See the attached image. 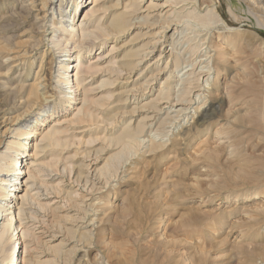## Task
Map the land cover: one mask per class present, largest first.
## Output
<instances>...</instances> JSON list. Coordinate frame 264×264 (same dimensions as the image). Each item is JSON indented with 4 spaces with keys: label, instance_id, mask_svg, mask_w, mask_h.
I'll use <instances>...</instances> for the list:
<instances>
[{
    "label": "rangeland",
    "instance_id": "rangeland-1",
    "mask_svg": "<svg viewBox=\"0 0 264 264\" xmlns=\"http://www.w3.org/2000/svg\"><path fill=\"white\" fill-rule=\"evenodd\" d=\"M45 2L0 0V166L23 171L6 204L21 219L13 264H264V0H98L119 5L91 18L93 0L72 18L76 0ZM212 8L224 23L199 21ZM124 12L133 26L102 47ZM70 20L72 50L97 45L80 81L70 60L68 104L50 37ZM38 72L55 97L14 153L38 116L24 88Z\"/></svg>",
    "mask_w": 264,
    "mask_h": 264
},
{
    "label": "bare ground",
    "instance_id": "bare-ground-1",
    "mask_svg": "<svg viewBox=\"0 0 264 264\" xmlns=\"http://www.w3.org/2000/svg\"><path fill=\"white\" fill-rule=\"evenodd\" d=\"M60 1H61V3L59 5V10H62V8H63L62 2L65 1V0H59V2ZM76 1L77 2H75L74 9L70 12V15H71L70 18H72V13L74 11L76 12L79 9V6H80L81 2H79V0H76ZM97 1L98 0H93V4H91V5H94V6L90 10L91 12L86 13V16L88 18H91V17L95 16L97 13H100L102 11L107 12V11H109L111 9H114L115 6L119 5V2H117V4L108 5V6L99 5V4H97ZM112 2L110 4H112ZM138 3H136V4H138ZM55 4H56L55 0H46V2H45V6L47 5V6H49V8L52 7V9L55 8V6H56ZM136 4L133 5V6L136 7ZM64 10H67V9H64ZM137 11H139V9H136L134 12L132 11V13L134 14ZM131 17H132V14L131 13H127V12H124V13H121V14L115 16L112 19V21L110 22V24L108 25L109 27L107 29L108 30L110 29V31H108L106 34L102 35L103 39L101 40L100 45L102 47H104L112 35L114 36L115 39H118V38L122 37L125 33H127L131 29L133 24H134V21H133V19ZM73 19H74V16H73ZM208 19L209 20L211 19L210 21L213 20L212 21L213 24L216 23V22L217 23L218 22L219 23L220 22L224 23L223 19L219 16V14L215 11L214 8L209 10L207 15H206V17L200 18L199 21H202V22L206 23V22H208ZM134 20H136V19H134ZM145 20H142L141 22L143 23V21L145 22ZM146 21H147V23H149L148 18H147ZM172 22H173V20H172ZM68 23L69 24H67V22H61L60 23L61 24L60 27L56 26L55 29L52 30L53 32L51 34L50 40H51V44H52V46L54 48H57L58 50H60V53H64V55L60 56V59H62V60L60 61V65H59V68H58V71H57V73L59 74L58 82H59V84H60V86L62 88H66V90L68 91V92H64V91L61 92V94L63 95L62 102L71 104L72 100L74 101V99H75V96H74L75 93H74L73 87L70 86V84H71L70 71H69V69H70V60L73 57L74 53H77V55L75 56L77 65L73 66L72 68L76 70V75H75L76 78L75 79L80 81L81 74L84 73V71H85L84 70V62H83L84 51L86 50V52L88 54H90L93 51V48L97 44H96V41H94L93 39L87 40V41H82V42L80 41L79 43L77 42V44H75L74 49L72 50V46L71 47L69 46L70 42L72 40V38H71L72 36L70 35L71 36L70 37V36H68V34L71 33L75 29L74 28V24H73L74 20H72L71 22H68ZM154 23H155V21H154ZM154 23H153V25H155ZM167 24L168 25L165 28L169 29L172 23L171 24L167 23ZM53 25H55V23H53ZM82 25H84V23ZM87 30L84 31L85 34L88 33ZM100 37H101V35H100ZM140 37H141V35H137L136 37L133 38V40H136V39H138ZM177 38L178 37H176V33H173L171 35V41H170L169 45L172 47L173 50L176 49L175 45L179 41V40L177 41ZM144 51H145V49H144ZM139 56H141V51L140 50L139 51H135V52H130V53L126 54L124 57H126L128 59L124 60L125 62L123 63L122 68H125L126 71L128 70L129 72L132 73L137 67V64H136L137 60H134V59H135V57H139ZM101 58H102V56L98 57L99 60ZM209 66H210V62H208L207 65L204 66V68H209ZM92 70H93L92 67L88 68V73H91ZM96 73L97 72L94 71L93 75L96 74ZM39 74H40V72L37 73L35 83H33L32 85H25L24 86V88H25V90L27 92L25 101L27 103L35 106V110L37 111V115L38 116H36L34 118V121L32 122L31 126H29V128H27V127L26 128H23V127L20 128L19 136H21L23 139H21L19 141V143L17 144L18 145V149H15L14 153H17L19 151L24 150L25 144L23 143V141L27 138V136L29 134L35 133L36 130H37V127L40 125V122H44L45 121V117H48V114H46L47 113L46 107L48 106V101L55 97V95H52V94H50L47 91L42 92L43 89L44 90L46 89V84H44V86L42 85L43 82L41 80H43V79H41V76ZM71 78H72V76H71ZM42 86H43V88H42ZM163 91H164V88H162L161 96H163ZM168 95L169 94L167 92V94H166L167 97L166 98H168ZM197 97L200 98V95H197ZM84 98L85 99L88 98L87 90H85V92H84ZM158 100H160V98ZM36 106H38V107H36ZM184 110L185 109H179L178 112L181 113V112H184ZM200 110L201 109L199 108V111ZM33 112L35 113V111H33ZM33 112H29V114L33 113ZM57 113L58 112H53L52 115H55ZM144 127H145L144 125L140 124V125L137 126L136 129H134V131L132 129L127 130V133L131 134V131H132L133 134H131L129 136L132 137L133 140H137L136 139V135L137 134H141L144 131ZM48 142H50L49 139H48ZM50 144L51 145L53 144L52 140H51ZM38 148H39V145L37 144L36 145V150ZM18 165H19V161H18L17 158H15L12 161V167L13 168L11 170H5L4 168H2V166H0V177H2V178H0V246H3V248H1V252H2V249H4L3 251L8 253L7 258L9 259V262L11 264H13V262H14V260L16 258L17 244L19 242L18 239H16V237L19 234L21 219H20V215L13 216L12 217V221L11 222L9 221V223H8V218H7L6 213L8 211H9V213H12L11 208L7 209V206H8L7 202L14 195L13 192L16 191L17 184L19 183V179H20L19 175L23 173L21 167H19ZM5 171L8 173V175L4 174ZM7 176L10 177V178L7 179L6 178ZM17 199L20 200L22 198L19 196ZM6 204H7V206H6ZM83 234H84V232H83ZM46 264H50V262H47Z\"/></svg>",
    "mask_w": 264,
    "mask_h": 264
}]
</instances>
